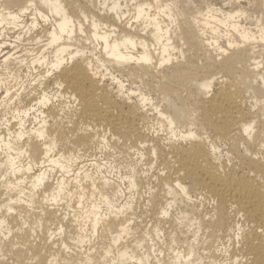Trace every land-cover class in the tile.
I'll return each mask as SVG.
<instances>
[{
	"label": "bare ground",
	"instance_id": "bare-ground-1",
	"mask_svg": "<svg viewBox=\"0 0 264 264\" xmlns=\"http://www.w3.org/2000/svg\"><path fill=\"white\" fill-rule=\"evenodd\" d=\"M0 264H264V0H0Z\"/></svg>",
	"mask_w": 264,
	"mask_h": 264
},
{
	"label": "rangeland",
	"instance_id": "rangeland-1",
	"mask_svg": "<svg viewBox=\"0 0 264 264\" xmlns=\"http://www.w3.org/2000/svg\"><path fill=\"white\" fill-rule=\"evenodd\" d=\"M138 1H140V0H138ZM213 3H217V5H219V6H221V4H222V2H223V0H211ZM8 42H11V41H8ZM25 43H27L26 41L24 42V44ZM28 46H30V45H26V47H28ZM12 47H9V49H11ZM22 48V47H21ZM20 50V49H19ZM26 73V71H23V75ZM26 80V79H25ZM24 82V81H23ZM14 82H12V84H13ZM22 84V82H20V84H17L15 87L16 88H18V87H20V85ZM25 84L27 85V86H29V81H26L25 82ZM51 86L53 87V85L51 84ZM135 86V85H134ZM13 89H15V88H13ZM21 90H23V89H21ZM3 95V94H2ZM110 144H112V146H111V149H110V151H109V159H110V162L109 163H112V165H116L117 166V168H120V169H122L123 171H125L126 169H127V167L129 166V163L131 162V159H130V157L128 156V154H127V152H126V146H125V142H123V143H119V142H116V141H113V142H111ZM99 155H101V154H99ZM101 159H103V158H101ZM116 168V169H117ZM115 169V170H116ZM110 171L109 172H111L112 171V169L110 168L109 169ZM108 172V173H109ZM136 200L137 201H139V199L138 198H136ZM73 202H75V201H73ZM40 207L41 206H46L44 203H42V204H40L39 205ZM38 206V208H37V210L38 211H41V208ZM72 210L73 209H70V214L71 215H73L74 213L72 212ZM103 211L104 212H106L107 211V207L106 206H104L103 207ZM80 224H83V223H81L80 222ZM81 226V225H80ZM53 227V230H55L56 231V226H51V228ZM85 229H86V235L88 236V238H87V241H86V243L85 244H83V245H79L80 247H78V249H82V250H87V251H91V248H93V253H95V252H97V254H99L100 252H101V248H102V245H103V240H102V238H101V236L99 235V236H95V237H93L92 236V231H91V229H90V227L89 226H86L85 227ZM73 240H75V239H71V238H68V237H66L65 238V242L66 243H68V244H70V245H72V246H74V247H72L71 248V250L72 251H76V249H74L75 248V246H77V244L75 245V242H76V240H75V242H73ZM66 251H69V249H67Z\"/></svg>",
	"mask_w": 264,
	"mask_h": 264
}]
</instances>
